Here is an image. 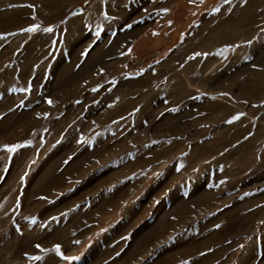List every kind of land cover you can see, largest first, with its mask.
Listing matches in <instances>:
<instances>
[{
  "label": "rangeland",
  "instance_id": "1",
  "mask_svg": "<svg viewBox=\"0 0 264 264\" xmlns=\"http://www.w3.org/2000/svg\"><path fill=\"white\" fill-rule=\"evenodd\" d=\"M0 264H264V0H0Z\"/></svg>",
  "mask_w": 264,
  "mask_h": 264
},
{
  "label": "snow or ice",
  "instance_id": "2",
  "mask_svg": "<svg viewBox=\"0 0 264 264\" xmlns=\"http://www.w3.org/2000/svg\"><path fill=\"white\" fill-rule=\"evenodd\" d=\"M217 11H218V9H217ZM34 29H28V31H33ZM49 31H50V29H49ZM97 35H99V33H97ZM48 103L49 104H51L52 102L49 100L48 101ZM237 119L239 118V117H236ZM9 151H12L13 149H8ZM37 247H39V246H37ZM55 252L58 254V255H62V253L60 252V246L59 245H57V246H55ZM65 259H67V257H64ZM35 259H40V257H35Z\"/></svg>",
  "mask_w": 264,
  "mask_h": 264
},
{
  "label": "water",
  "instance_id": "3",
  "mask_svg": "<svg viewBox=\"0 0 264 264\" xmlns=\"http://www.w3.org/2000/svg\"><path fill=\"white\" fill-rule=\"evenodd\" d=\"M77 11H80V9L78 8Z\"/></svg>",
  "mask_w": 264,
  "mask_h": 264
}]
</instances>
